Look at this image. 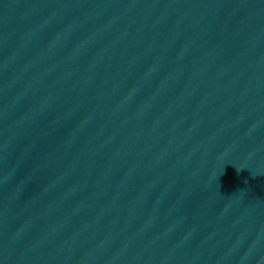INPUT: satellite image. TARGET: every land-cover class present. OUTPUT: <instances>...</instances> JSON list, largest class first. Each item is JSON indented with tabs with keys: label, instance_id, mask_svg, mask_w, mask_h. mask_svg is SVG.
I'll return each mask as SVG.
<instances>
[{
	"label": "water",
	"instance_id": "obj_1",
	"mask_svg": "<svg viewBox=\"0 0 264 264\" xmlns=\"http://www.w3.org/2000/svg\"><path fill=\"white\" fill-rule=\"evenodd\" d=\"M0 264H264V0H0Z\"/></svg>",
	"mask_w": 264,
	"mask_h": 264
}]
</instances>
